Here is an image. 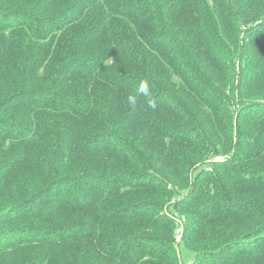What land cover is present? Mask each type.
<instances>
[{"label":"trees","instance_id":"trees-1","mask_svg":"<svg viewBox=\"0 0 264 264\" xmlns=\"http://www.w3.org/2000/svg\"><path fill=\"white\" fill-rule=\"evenodd\" d=\"M164 202L264 264V0H0V264H185Z\"/></svg>","mask_w":264,"mask_h":264},{"label":"rangeland","instance_id":"rangeland-1","mask_svg":"<svg viewBox=\"0 0 264 264\" xmlns=\"http://www.w3.org/2000/svg\"><path fill=\"white\" fill-rule=\"evenodd\" d=\"M202 153H204V151H202ZM201 165H195V167H193V172H194V169L197 170V168L199 166H201ZM167 167H169V166H167ZM133 169L134 168L132 166H128V171H131ZM191 171H192V169H191ZM167 172H168V170L165 171V173H167ZM174 177L175 176H172V177L168 178L166 176V178L169 179V188L174 187L173 186L174 179H175ZM180 181H182V180L176 181L179 184V187H176V188H179L178 189L179 191H185L190 186L192 187V185H191V178L189 179V181H184L183 183H181ZM164 204H165L164 205V210L166 209V212L165 213L167 214V219L169 221V227H170L169 230H171V234L166 233L169 230H165V231L162 230V231L166 235L167 234L170 235L171 238H174V240L176 241L177 245L180 247L179 251L182 252L181 254H182L183 262L185 264H190L191 261H192V254L189 251H186L184 243H180V241H182L181 234L180 233H182L181 231L183 229V225L185 224V227L187 226L188 222H186V221H189V218H188L189 216L186 213H184V212L181 213L182 212L181 211V212H179L181 214V215H179L180 219L179 220L178 219L176 220L175 219V216H173L171 213H168V211L170 209V206H172V204H170L169 202H167V203L164 202Z\"/></svg>","mask_w":264,"mask_h":264},{"label":"clouds","instance_id":"clouds-1","mask_svg":"<svg viewBox=\"0 0 264 264\" xmlns=\"http://www.w3.org/2000/svg\"><path fill=\"white\" fill-rule=\"evenodd\" d=\"M136 95H130L128 97V103L132 106H135L137 104V97H144L149 100L150 107L155 108L156 104L155 101L151 99L152 92L149 86V82L147 80H142L137 86H136Z\"/></svg>","mask_w":264,"mask_h":264},{"label":"built area","instance_id":"built-area-1","mask_svg":"<svg viewBox=\"0 0 264 264\" xmlns=\"http://www.w3.org/2000/svg\"><path fill=\"white\" fill-rule=\"evenodd\" d=\"M221 160V159H220Z\"/></svg>","mask_w":264,"mask_h":264}]
</instances>
